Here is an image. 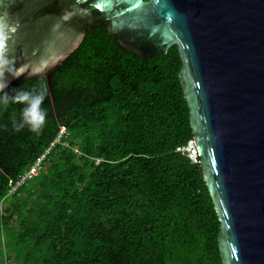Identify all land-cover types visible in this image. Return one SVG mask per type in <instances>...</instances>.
<instances>
[{"label":"trees","instance_id":"trees-1","mask_svg":"<svg viewBox=\"0 0 264 264\" xmlns=\"http://www.w3.org/2000/svg\"><path fill=\"white\" fill-rule=\"evenodd\" d=\"M106 27L50 70L52 95L28 77L0 96V264H223L201 158L181 151L179 49L145 56ZM25 92L43 96L30 123Z\"/></svg>","mask_w":264,"mask_h":264},{"label":"water","instance_id":"water-1","mask_svg":"<svg viewBox=\"0 0 264 264\" xmlns=\"http://www.w3.org/2000/svg\"><path fill=\"white\" fill-rule=\"evenodd\" d=\"M102 24L145 56L177 45L223 264H264V0H0V96L28 77L52 95L50 70Z\"/></svg>","mask_w":264,"mask_h":264},{"label":"clouds","instance_id":"clouds-1","mask_svg":"<svg viewBox=\"0 0 264 264\" xmlns=\"http://www.w3.org/2000/svg\"><path fill=\"white\" fill-rule=\"evenodd\" d=\"M30 95H31L30 93L25 92L21 96L15 97V99L18 101L26 102V107L22 111V117L25 120V122H29V123H30V114L34 113L35 111H37L39 109V103L42 102V100H43L42 95H37L32 100H30L29 99ZM41 120H43V112L42 111H41ZM183 152H186V151L183 150ZM187 155L192 159V157L188 153H187ZM197 156H198V154H197Z\"/></svg>","mask_w":264,"mask_h":264},{"label":"built area","instance_id":"built-area-1","mask_svg":"<svg viewBox=\"0 0 264 264\" xmlns=\"http://www.w3.org/2000/svg\"><path fill=\"white\" fill-rule=\"evenodd\" d=\"M56 140H58V138H56ZM183 150H185L192 157V159L196 160L197 152H196V149H195L193 141L188 142V144L186 146L182 147L181 151H183ZM39 161H40V159L24 175L21 176L22 180L25 177H29V176H31L32 174L35 173Z\"/></svg>","mask_w":264,"mask_h":264},{"label":"flooded vegetation","instance_id":"flooded-vegetation-1","mask_svg":"<svg viewBox=\"0 0 264 264\" xmlns=\"http://www.w3.org/2000/svg\"><path fill=\"white\" fill-rule=\"evenodd\" d=\"M88 8H90V6H88ZM92 28V27H91ZM107 28V27H106Z\"/></svg>","mask_w":264,"mask_h":264},{"label":"rangeland","instance_id":"rangeland-1","mask_svg":"<svg viewBox=\"0 0 264 264\" xmlns=\"http://www.w3.org/2000/svg\"><path fill=\"white\" fill-rule=\"evenodd\" d=\"M192 161H195L194 159Z\"/></svg>","mask_w":264,"mask_h":264}]
</instances>
